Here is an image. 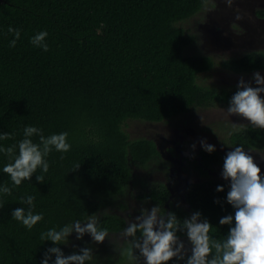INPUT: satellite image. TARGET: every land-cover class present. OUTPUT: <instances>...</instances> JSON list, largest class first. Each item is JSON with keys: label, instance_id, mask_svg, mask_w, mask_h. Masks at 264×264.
<instances>
[{"label": "trees", "instance_id": "16d2710c", "mask_svg": "<svg viewBox=\"0 0 264 264\" xmlns=\"http://www.w3.org/2000/svg\"><path fill=\"white\" fill-rule=\"evenodd\" d=\"M205 5L206 0H0V134H10L0 147L17 145L18 155L28 126L41 129L45 137L67 132L71 145L67 152L53 147L45 157L48 172L38 168L19 186L3 172L9 157L0 152V188L11 189V194L0 192V264H41L52 247L65 256L91 248L67 247L73 232L59 245L41 239V233L83 223L92 215L98 229L124 230V218L107 208L124 204L131 186L142 184L145 178L136 169L163 160L155 140L131 137L130 122H166L197 107L229 104L236 91L201 81L215 62L210 55L190 52L195 36L183 25ZM10 26L20 30L15 47L10 46L15 39ZM43 31L48 33V51L30 42ZM222 65L237 73L264 71V50ZM31 139L39 143V136ZM229 142L264 150V129L251 123L240 126L231 131ZM201 156L203 164L195 160L201 175L224 160L216 150L203 149ZM41 174L42 184L36 181ZM217 186L224 190L217 191ZM229 187L230 181L213 178L189 184L188 208L173 202L171 186L163 181L136 196L157 206L165 218L174 212L181 225L200 212V219L212 225L210 238L224 240L235 223L219 224L235 213L227 203ZM29 195L34 197L33 213L43 216L31 229L11 217L16 208L28 209L21 200ZM140 235L137 231L134 240ZM177 235L187 238L182 231ZM49 255V264H54L55 254ZM139 258L130 242L110 263ZM85 264L100 263L92 255ZM168 264L186 262L173 258Z\"/></svg>", "mask_w": 264, "mask_h": 264}, {"label": "clouds", "instance_id": "9594fccd", "mask_svg": "<svg viewBox=\"0 0 264 264\" xmlns=\"http://www.w3.org/2000/svg\"><path fill=\"white\" fill-rule=\"evenodd\" d=\"M236 19L241 17L237 15ZM8 31L15 36V39L10 41V46L15 47L20 30L10 26ZM47 35L46 31L40 32L34 35L30 42L48 51V45L44 43ZM252 79L255 87L251 82L246 83L243 79L239 81L237 91L229 101L226 115H239L250 121L252 126L264 129V98L261 97V93H264V77L255 72ZM34 135L39 136V143H34L31 139ZM67 137V132L45 137L41 129L34 126L25 127L24 139L18 143V155L17 145L0 147V152L9 157L3 172L10 176L15 186H19L24 180H31L38 168L42 173H47L49 163L45 157L53 147L58 152L69 151L71 145L67 142ZM8 139L10 134H0V140ZM201 144L206 152L215 151L214 145L205 141H201ZM250 152H246L243 146H236L224 157L221 175L224 180L230 181L227 203L235 210L234 216L227 215L219 220L220 225H233V221L235 222L234 226L229 228L226 239L210 238L212 225L207 220L201 221L200 212L184 218L181 225L174 212L167 213L165 218L159 215L157 206L152 207L150 212L142 209V215L137 216L136 222L130 223L121 236L135 237L137 231L141 233L140 238L131 241V244L144 258L145 264H168L173 258L184 260L186 264H264V176L261 175V168L255 163ZM36 181L44 183V175H37ZM223 190L222 186H217V191ZM0 192L11 194V189L5 185L0 188ZM33 201L34 197L31 195L23 198L21 203L27 204L28 209L16 208L11 213L13 219L22 222L28 229L43 219L41 214L33 213ZM73 231L77 233V239L88 233L96 243H103L109 235L107 229L97 228L96 217L92 215L85 223L75 221L59 231L55 228L49 229L41 233V239L59 245L67 240ZM181 231L187 237L190 249H186L185 242L177 235ZM129 252L131 254V249ZM50 253L55 254L54 264H85V261L92 258L93 251L86 247L81 248L79 254L65 256L59 247H52L45 253L41 264H49Z\"/></svg>", "mask_w": 264, "mask_h": 264}, {"label": "rangeland", "instance_id": "374dc122", "mask_svg": "<svg viewBox=\"0 0 264 264\" xmlns=\"http://www.w3.org/2000/svg\"><path fill=\"white\" fill-rule=\"evenodd\" d=\"M261 9H264V0H231L230 3L229 0H206L204 9L183 24L189 33L195 36L190 52L210 55L214 59L213 69L201 78L204 84L237 91V85L243 79L246 83L251 82L253 87L256 86L252 79L253 73L233 72L225 68L222 63L227 59L240 58L247 53L264 50V20L256 13ZM237 15L241 19L237 20ZM259 73L264 77V71ZM261 97L264 98V93H261ZM228 106L229 104L215 103L207 107H197L188 114L160 123L130 122L127 130L131 137L155 140L163 151V160L153 163L146 170L136 169L138 177L145 179L142 184H137L136 188L132 185L133 187L131 186L124 197L125 201L122 205L127 206L129 210L120 208L121 205L118 204L108 207L107 210L116 214L120 212L130 223H133L136 222L137 216L142 215V209L150 212L154 207L151 203L137 198L136 195L149 190L158 181L165 182L167 176L173 183L171 186L173 202L186 208L189 207L186 187L190 183L187 178L190 172L194 173L192 178L198 181L206 178L223 180L221 173L224 160L213 169L209 168L206 175L195 171V160L200 164L204 163L201 156L203 150L201 141L214 145L215 150L225 157L227 152L234 148L229 142L231 131L250 123L239 115L227 117ZM245 151H251L249 154L261 168V172H264V150ZM159 215L163 216L160 209ZM123 232L109 233L103 243H96L88 233L77 239V233L73 231L66 246L90 245L92 255L98 263L111 264L110 258L118 260L124 246L134 240V237L121 236ZM180 239L185 242L186 249L191 248L187 238ZM143 263L145 260L142 256L135 261L129 260L128 263L126 261V264Z\"/></svg>", "mask_w": 264, "mask_h": 264}, {"label": "flooded vegetation", "instance_id": "af4514ba", "mask_svg": "<svg viewBox=\"0 0 264 264\" xmlns=\"http://www.w3.org/2000/svg\"><path fill=\"white\" fill-rule=\"evenodd\" d=\"M256 13L259 15V17H261V19L264 20V9H261V10L257 11ZM192 174L194 175V173H191V172H190V174L187 175L188 181H190V183L187 184V187L189 186V184L198 181L197 179H194V177L192 178ZM180 181H182V179H180ZM163 182H164V181H163ZM165 183H168L170 186H172V184H173V183L171 182V180L169 179L168 176H167V179H165ZM187 187H186V189H187ZM171 190H172V189H171ZM186 191H187V190H186ZM119 207H120V208H123V209H126V210H129V209L127 208V206H125V205H121V206H119ZM117 214H119L122 218H124V220L126 221V228H127V227L129 226V224H130V221H129L127 218L123 217V214H122V213L118 212ZM123 231H124V230L119 231V232H123ZM119 232H113L112 234L119 233ZM110 234H111V233H110Z\"/></svg>", "mask_w": 264, "mask_h": 264}]
</instances>
